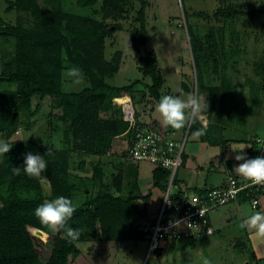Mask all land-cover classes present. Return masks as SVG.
<instances>
[{"label":"rangeland","instance_id":"1","mask_svg":"<svg viewBox=\"0 0 264 264\" xmlns=\"http://www.w3.org/2000/svg\"><path fill=\"white\" fill-rule=\"evenodd\" d=\"M11 2L14 0H0V18L6 24H15L19 16L15 9L6 11L8 6L11 7ZM40 2L44 3L43 0ZM74 2L75 0H68L65 7L79 14H88L111 27L112 33L105 40L104 55L108 60H112L118 53L121 56L120 69L116 75L108 78V83L125 86L140 81L131 93L114 98L111 111L128 121L152 118L154 100L144 85L146 82L150 83V80L142 75L138 64L139 55L152 52L157 57L159 69L165 78L163 95L178 96L185 92L206 96L209 106L204 114L212 125H220V129L215 128L218 141L246 138L254 142L256 139L264 141V0H148V39L139 51L132 46V38L139 35L138 1L123 3L121 15L117 19L103 17L102 0L87 11L78 8ZM227 9L245 14L228 18L223 14ZM117 25L122 29L116 30ZM13 41L0 38V56L3 50L13 48ZM1 71L0 61V73ZM183 84L189 92L184 90ZM179 96L186 99L185 94ZM51 103L50 98L41 102L37 99L32 101L33 108L40 107L37 115L32 118L35 127L30 130L20 128L18 142L12 145L11 151L24 158L28 152L41 155L43 148H53L44 134L46 135V126L50 132L55 130L61 110L53 109ZM16 116H19V124L23 127L27 121V112H17ZM153 116L163 122L157 108ZM163 125L165 126L164 122ZM186 134L189 140L185 142L183 163L185 159L190 161L193 156L189 152L191 136L185 132ZM38 137L43 141L39 148L35 145ZM118 137V147L112 153L124 158L128 138L126 135ZM183 140L184 137L180 139ZM261 142L256 144V157L259 156ZM223 154L216 155L217 161L221 160ZM142 163L147 165L151 174L153 165L149 162ZM126 164L134 166L137 162L127 158ZM124 167L123 162L106 167V186H101L98 181L91 183L92 196L103 189L115 192L112 177L119 173H123L125 183L121 196L126 198L130 194H140V187L134 185V178ZM175 176L171 189L173 192L181 188L178 184L179 171ZM143 177L142 191L146 194L150 192L151 195L146 200L140 198L136 202L134 236L129 240H104L101 238L99 223L94 231L79 230V239L74 242L80 252L70 255L68 264H203L204 259H209L212 264H258L252 257L245 228L240 227L244 220L237 212L239 210L234 208L232 203L235 202L210 212L215 230L205 241L165 242L160 254L147 257L146 242L140 229L155 218L166 191L155 186L150 176ZM46 179L42 174L44 194L50 196V184ZM87 188L82 187L83 190ZM248 205H245L242 213H247ZM249 207L251 208L250 205ZM56 233L57 230L49 227L44 238L37 241L38 251L43 259L50 256Z\"/></svg>","mask_w":264,"mask_h":264},{"label":"trees","instance_id":"2","mask_svg":"<svg viewBox=\"0 0 264 264\" xmlns=\"http://www.w3.org/2000/svg\"><path fill=\"white\" fill-rule=\"evenodd\" d=\"M99 1L75 0L74 3L87 11ZM129 1L134 0H102L103 17L117 19L121 15L122 4ZM135 1L140 5L137 11L139 35L132 38V46L139 51L148 39V0ZM43 2L14 0L6 11L15 9L19 13L16 23L6 24L0 18V38L14 40L13 48L3 50L0 56V133L8 139L20 128L31 129L32 118L40 110L38 106L32 107V101L37 99L41 102L50 98L51 107L61 110L58 120L66 126L65 136L71 142V147L41 150L47 161V170L43 174L50 184V196L44 194L41 177H29L23 172L21 175L13 174L14 167H23L24 160L20 156L11 152L3 155L0 161V264H68L70 255L79 254L76 243L69 242L63 230H59L54 236L50 256L46 259L41 257L37 241L44 238L50 226L41 223L35 209L44 201L61 195L73 201L76 185L69 172L71 151L108 154L116 137L126 135L130 138L131 122L111 111V107L114 98L131 93L133 87L140 83L139 80L125 86L108 83V78L116 75L120 69L121 56L118 53L108 60L104 55L105 40L112 33L110 25L88 14L67 9L65 5L68 0ZM223 14L230 18L245 13L227 9ZM116 27V30L122 29L118 25ZM138 64L142 75L150 79V83L144 84L149 95L159 103L165 78L159 69L157 57L152 52H146L139 55ZM71 67L83 72V84H73L65 75ZM183 86L189 92L186 85ZM23 111L27 112V121L21 127L19 116L15 113ZM201 128L204 129L197 118L190 123L188 135ZM200 138L207 140L206 132ZM253 145L256 144L253 142ZM253 148L257 150L256 146ZM92 170L94 181L106 186L101 164H93ZM152 177L155 186L162 190L167 188L168 170L154 168ZM123 183V173L114 175L112 185L115 192L99 189L96 195L91 194L76 207L68 225L78 230L94 231L99 223L102 239H131L134 236L136 202L140 198L146 200L150 194H130L124 198L116 194L121 193ZM195 192L202 193V190ZM141 235L144 239L142 231ZM206 239L175 240L172 243L201 242ZM162 249L157 250L156 254H160ZM251 254L255 258L252 251Z\"/></svg>","mask_w":264,"mask_h":264},{"label":"built area","instance_id":"3","mask_svg":"<svg viewBox=\"0 0 264 264\" xmlns=\"http://www.w3.org/2000/svg\"><path fill=\"white\" fill-rule=\"evenodd\" d=\"M138 120V119H137ZM133 120L131 136L125 151V157L134 162H149L153 168L169 171L167 188L164 190L161 206L153 221L143 225L147 257L156 254L165 242L175 240L190 241L209 238L214 233L210 212L231 202L248 203L253 210H258L264 200V184H253L246 178L236 176L227 168V176L222 185L202 189V193L179 189L173 192L175 175L183 165V141H176L169 131L155 121ZM20 131H17L19 134ZM257 142H261L258 139ZM264 147L259 156H263ZM201 213V214H200ZM173 222H179L174 227Z\"/></svg>","mask_w":264,"mask_h":264},{"label":"crops","instance_id":"4","mask_svg":"<svg viewBox=\"0 0 264 264\" xmlns=\"http://www.w3.org/2000/svg\"><path fill=\"white\" fill-rule=\"evenodd\" d=\"M146 83H149V82H146ZM181 94H185V97L187 98V94L189 93L182 92ZM181 94H178V96ZM157 105H158V102L154 101L153 108L151 111L152 113L151 119L162 124L163 128L166 131L167 130L169 131L170 136L174 140L179 142L182 137L185 138L187 136V134L185 135V132L188 133L191 122H189V124L185 128L179 131L172 129L170 126H167V125L164 126L163 122L158 121L153 116V114L156 112ZM206 116L207 115L204 114V111H202L198 119L205 129L207 140H203L200 138V136L197 137V136H194L193 134L189 135L191 136L190 139L192 140V144L190 145L191 149H189V152H191L193 156L191 157L192 159L190 161H187L188 159H185L182 168L178 170L180 174L178 184L181 185V188H179V191L181 190L195 191V190H202V189L212 187V186L222 185L227 176V168H230L231 171L236 176H239L240 178H244L238 175L233 170V168L237 166L239 163H241L242 161L235 160L234 157L237 153L233 152L232 150L238 151L241 147H246L243 150L242 154L246 155L248 158L256 157L255 155H256L257 150L255 151L253 146H256V148L258 146L253 145L254 141L252 139L249 140V138H246L245 140H228L224 142L218 141L216 137L215 128L220 129L219 127L220 125H217V124L212 125L209 118ZM149 120H143V121L147 122ZM34 127H35V123H33L32 125V128ZM49 132L50 131H48V127L46 126V135L44 134V138L47 136L49 142L53 144L54 149L60 150V149H65L67 147H71V142L67 140L65 136L66 126L61 121L58 120L57 124L55 125V130L54 131L52 130L50 133ZM3 136L4 135L0 133V138L4 139ZM186 139L189 140V138H186ZM119 140H120L119 137L115 139L113 148H112L113 151L111 150V152L108 154L95 155V154L87 153V152L71 151L69 172L71 175L72 182L76 185V190L73 191V195H72L73 204L76 207L80 206L88 197L90 198L91 196L90 184L91 183L94 184L92 166L93 164H98V163L101 164L104 173H106V167H112L114 163L116 162H123L125 166L124 168L127 171V173H129L135 180L134 185L139 186L141 189L140 194H134V195H141V196L148 195V194L151 195L150 192L146 194L145 191H142L141 186L144 185L143 175H145L146 178L147 176H150L154 184V180L152 177L154 168H151V174H149L147 170L148 167H146L147 166L146 164L139 162L135 164L134 166H131L130 164H126L127 158L125 157L122 158L118 154L114 155L112 152H114V149L118 147ZM257 140L258 139H256V142H254L255 144H257ZM4 141L14 146V144L18 142L17 133H15L13 136H11L10 138ZM36 141L37 143L35 142V145H37V147L39 148L40 147L39 144L43 141L41 140L40 137L36 138ZM128 142H129V139H127L125 146H127ZM197 142H199V145ZM259 144H261L260 148L264 147V141H262ZM38 151L40 150L38 149ZM9 152L20 156L19 154L11 150ZM34 152H37V151H34ZM40 153L42 156L41 151ZM218 153H224L221 157V160L219 161H217V158H215ZM2 157L3 155H1L0 161L2 160ZM20 157L24 160L22 156ZM141 163L144 165H142ZM124 185L125 183H123V186ZM86 186L88 188L83 190L82 187H86ZM232 204L235 206L234 207L235 209L239 210L237 212H239V214L242 215L243 220L247 219L250 215L257 212V211H253L248 205L247 207L249 209H247L248 210L247 213L246 214L242 213V210H245L244 209L245 205H247L246 202L244 203L235 202ZM259 211L264 212V200L261 203ZM237 212L235 214H238ZM153 219L151 221H153ZM212 223H213V218H212ZM213 226H215V224ZM245 231L247 235L248 244L250 245L251 251L255 255L256 262L258 264H264V237H260L256 235L255 230H249L245 228Z\"/></svg>","mask_w":264,"mask_h":264},{"label":"clouds","instance_id":"5","mask_svg":"<svg viewBox=\"0 0 264 264\" xmlns=\"http://www.w3.org/2000/svg\"><path fill=\"white\" fill-rule=\"evenodd\" d=\"M65 75L71 79L73 84L80 85L84 83L83 72L76 67L69 68ZM208 101L205 95L187 94V98H181L175 95H164L160 98L157 110L163 118L165 125L170 126L174 130L185 128L189 122H195L200 113L205 109L208 111ZM205 134L203 128L193 133L194 136H202ZM12 145L0 140V155H4L11 150ZM246 147H241L238 151H234L236 161H242L233 170L240 176L251 181L253 184H264V156L248 158L242 154ZM45 154H50L46 152ZM47 170V161L45 155L33 154L28 152L24 157L23 167H14L13 174H23L40 178ZM165 199V198H164ZM166 203H170L169 199H165ZM76 206L70 198L63 195L53 200H46L35 209L36 217L41 223L54 228L55 230H63L65 238L69 242L79 239L80 231L68 225V221L73 217ZM201 214V213H200ZM174 227H179V222H173ZM240 227L249 230H255V234L264 237V212L257 211L245 219ZM203 264H212L209 259H204Z\"/></svg>","mask_w":264,"mask_h":264},{"label":"water","instance_id":"6","mask_svg":"<svg viewBox=\"0 0 264 264\" xmlns=\"http://www.w3.org/2000/svg\"><path fill=\"white\" fill-rule=\"evenodd\" d=\"M16 114V113H15Z\"/></svg>","mask_w":264,"mask_h":264}]
</instances>
